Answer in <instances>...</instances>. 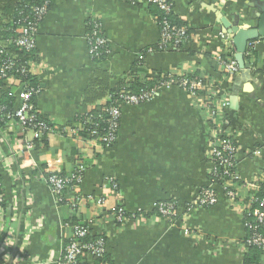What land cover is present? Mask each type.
<instances>
[{"label":"crops","instance_id":"crops-1","mask_svg":"<svg viewBox=\"0 0 264 264\" xmlns=\"http://www.w3.org/2000/svg\"><path fill=\"white\" fill-rule=\"evenodd\" d=\"M168 1L172 15L191 29L190 40L177 51L154 49L159 28L145 0L138 5L55 0L50 6L35 38L38 62L33 74L41 87L36 108L53 130L46 144L35 146L33 134L15 123L0 129V264H58L73 218L87 223L90 235L106 236L107 262L99 264H244V198L264 178V39L253 41L251 51L247 47L245 67L232 77L224 75L218 57L224 52V21L255 27L264 0ZM92 19L101 24L109 43L101 61L88 54L86 27ZM100 72L111 77L110 88L130 73L154 81L168 74L197 73L226 107L215 124L204 99L162 86L148 102L121 107L111 147L85 144L63 130L108 100L86 101L91 80ZM16 86L10 89L14 110L19 105ZM225 133L239 148L236 171L242 186L235 204L208 179L207 151ZM28 143L32 149L26 148ZM77 161L86 171L79 188L83 200L73 212L57 202L43 179L50 172H71ZM107 177L116 182V192L106 185ZM209 187L216 204L196 208L199 194ZM100 197L104 206L95 201ZM171 200L177 205L173 221L150 216L117 225L109 212L120 207L130 215L151 214L158 202ZM192 206L196 209L187 213ZM185 228L191 235H184ZM79 264L98 263L82 258Z\"/></svg>","mask_w":264,"mask_h":264},{"label":"built area","instance_id":"built-area-1","mask_svg":"<svg viewBox=\"0 0 264 264\" xmlns=\"http://www.w3.org/2000/svg\"><path fill=\"white\" fill-rule=\"evenodd\" d=\"M125 3L131 5H138L142 3L143 0H121ZM147 4H153L157 6L164 15H169L172 12V5L168 0H145ZM49 10L48 3H45L39 7H33L29 17H26L22 21V26L17 30L18 37L12 42L19 48L25 51H31L35 49V38L39 30V26ZM91 32L85 36L88 54L91 57L97 55L98 50L105 49L104 51L109 52V43L107 39L102 34L101 24L96 20L92 19L90 21ZM159 41L157 45L158 50H173L177 51L184 47L186 44L185 29H179L176 27H171L166 20L161 22V27L159 29ZM221 39L224 42L223 55L218 57V62L222 68L224 75L232 77L239 72V67L234 58L228 57L227 53L229 49L233 47L232 45V36L228 33L221 34ZM251 42L248 45L249 51L252 49ZM147 52H151L148 50ZM0 55H2V49L0 47ZM235 55V52H234ZM247 56H250L249 52H246ZM143 55L139 56L140 61L143 60ZM1 70L0 74L4 78L5 83H9L12 79L11 76H6L4 71L12 68L13 64L10 61H0ZM37 63L31 66V72L33 74L34 67ZM171 75H166L157 79L158 86L152 91L141 92L138 95L129 92H121L115 100L114 105L111 106L107 112L109 119L106 121L107 132L104 135H98L93 131L92 136L95 135L94 145L100 146V143H104L106 146H111L115 143L118 127L120 123L121 112L120 109L122 106H138L148 102L155 94L158 89L162 86H176L188 92V94L196 98L197 94L201 91L207 93L204 98L203 106L209 112L210 121L216 124V119H219L222 115L223 109L226 107V102L217 101L216 93L217 90L213 89L212 85H209L206 82H203L201 78L194 77L189 79L184 75H178L177 79L174 80L170 78ZM17 85L19 95V105L14 110L11 115H7L6 118L10 120L9 123H14L12 119L17 120V125L20 127L21 131H30L34 138L41 136L43 131H47V127L42 123H39L35 120L32 115L33 107L30 103L31 95L38 93L32 89H25L18 81H14V84L10 88H14V85ZM76 133V131H75ZM226 134V133H225ZM228 140L223 142H215L209 146L207 151V157L211 163V170L209 172L213 173L215 166L219 165L226 169L225 175L229 176L232 180H239L240 177L236 171V159L238 153V145H234L229 139L231 136L226 134ZM232 140L234 141L233 137ZM27 149H32V144H26ZM257 152H254V155ZM234 170V173H228L229 171ZM86 167L80 165L76 170L62 177L57 172L47 173L48 175L44 177V182L47 184L51 192L55 195L57 202L60 204V201H68L69 207L74 209L81 203L83 200L80 195V185L85 174ZM105 183L107 186L111 187L112 192L117 189V185L113 178H105ZM215 185V184H212ZM253 187V186H252ZM255 187V186H254ZM224 191L225 198L227 202L235 204L238 199L237 188H232V181L229 180L224 186H221ZM232 188V189H231ZM70 189L69 192L63 193L65 190ZM0 191H1V179H0ZM89 201L92 202V199L89 197ZM98 205L104 206L105 199L100 197L95 200ZM3 195L0 194V229L4 224V207H3ZM217 198L214 190L211 187L204 189L199 194L195 207L197 208H209L216 204ZM254 202H257L255 200ZM259 210L254 212L256 220L259 224L264 227V200L259 202ZM194 206L189 207L186 212H191L192 209H196ZM155 210L160 215L162 219L173 221L176 216L175 204L171 201H161L158 202L155 206ZM110 214L117 225L125 224L129 222V219L124 217L125 212L120 207H112L110 209ZM134 216V215H132ZM137 218H143L141 214ZM70 235L65 243L61 257L58 264H79V259H93L94 257H100L105 253V241L103 239H98L92 243H83L82 239L88 236L89 226L87 223L78 222L75 225H69ZM184 235H191V230L185 228L183 230ZM248 244L255 245L262 250H264V237L256 234L248 241Z\"/></svg>","mask_w":264,"mask_h":264},{"label":"trees","instance_id":"trees-1","mask_svg":"<svg viewBox=\"0 0 264 264\" xmlns=\"http://www.w3.org/2000/svg\"><path fill=\"white\" fill-rule=\"evenodd\" d=\"M55 0H0V47L2 49V55H0V61H10L13 66L11 69L4 71L6 76H11L12 79L7 84L5 83L4 78L0 74V129H5L10 120L6 118L7 115H11L14 112V98L10 93V87L14 84V81H18L25 89H32L33 91H37L38 93L31 95L30 103L33 107L32 115L35 120L39 123H42L47 127V131H43L41 136L34 139V145L36 146L39 143L46 144L47 135L52 132L53 127L50 122L40 115L36 108V98L41 93V87L34 75L31 72L32 64H36L38 62V56L36 50L25 51L19 47H17L12 41L18 37L17 30L22 26V21L30 16L31 9L33 7H39L48 3L49 8ZM148 7L153 10V18L158 25V28L161 27V22L166 20L171 27H176L179 29H185L186 40H190L191 38V29L187 26L186 23L180 22L176 19L172 12L169 15H164L160 9L153 5L148 4ZM91 24L88 22L86 27V35L91 32ZM102 29V27H101ZM103 34V33H102ZM157 50V46L154 48ZM105 49H100L97 52V55L92 58L94 61H101L106 58L108 52L104 51ZM234 48L229 49L227 56L234 58ZM141 66L140 64L137 67ZM0 70H1V62H0ZM139 71L142 70V67L138 68ZM171 75V74H170ZM184 76L189 79H193L194 77L201 76L197 73L194 74H184ZM161 77V76H160ZM159 77V78H160ZM178 76L171 75L170 78L176 80ZM103 72L95 75L93 80H91V84L89 86V92L87 94L86 101H92V104L98 100H101L108 96V100L100 105L92 106L86 113L79 115L75 119V126L67 127L66 129H62L63 133H69L73 136L74 139L79 140L83 143H94L95 135L93 137L92 133L98 135H104L107 132V124L106 121L109 119L107 110L114 105L115 100H117L119 94L121 92H129L135 95L140 94L141 92L152 91L158 86L157 81L152 80L146 75L142 74L140 76L136 74H131L127 80H120L119 84L110 88L108 85L109 79ZM161 79H163L161 77ZM204 82L203 78H201ZM207 93L201 91L197 94V99L206 97ZM15 124H17L16 119H12ZM76 131V133H75ZM234 145L236 141L232 140V137L229 138ZM234 139V138H233ZM228 140L226 135H222L217 142H223ZM112 146V145H111ZM106 146L104 143H100V147H111ZM81 161V160H79ZM77 161L74 165L73 170H76L80 165L85 166L83 163ZM86 167V166H85ZM71 171V172H72ZM226 169L222 166L216 165L213 173L208 175L209 182L211 184H215L216 186H224L227 181H232V188L238 189V197L240 196V188L242 186V182L239 180H232L229 176H226ZM59 173L60 176L64 177L67 174L71 173ZM228 173H234V170L229 171ZM46 174L44 177H46ZM264 176V173H263ZM261 177V176H259ZM264 178L259 179L256 183V190L249 191L246 193V197L244 198V207L246 208L242 213V222L245 226L246 237L241 242L243 247L244 264H264V250L261 248L248 244V241L252 238V236L258 234L264 237V227L259 224L256 220V216L254 212L259 210V202L264 200ZM116 183V182H115ZM231 188V189H232ZM70 189L65 190L63 193L69 192ZM204 190V189H203ZM202 190V191H203ZM117 189L114 191L116 192ZM2 195V190L0 191ZM257 200V202H254ZM175 204V208L177 209V205L174 201L171 200ZM61 205H69L68 201H60ZM4 207V202H3ZM75 209V208H74ZM74 209L73 212H74ZM141 214L143 218H149L150 216L161 218L157 211L154 209L151 214L146 213H137L134 216L125 213L124 217L129 219V222L136 220L137 216ZM162 219V218H161ZM77 221L73 218L69 220V225H75ZM98 239H103L106 242L105 235L92 236L88 234L87 237L82 239L83 243H92ZM67 242V241H66ZM82 259H79V262ZM93 260L95 263H103L107 262V257L105 253L100 257H94Z\"/></svg>","mask_w":264,"mask_h":264},{"label":"water","instance_id":"water-1","mask_svg":"<svg viewBox=\"0 0 264 264\" xmlns=\"http://www.w3.org/2000/svg\"><path fill=\"white\" fill-rule=\"evenodd\" d=\"M223 24L227 28L225 32L232 36V45L235 50L234 59L239 69H243L245 67L244 56L248 45L253 41L264 39V8L261 9V14L258 15V22L255 27L238 28L237 26L226 25L225 21Z\"/></svg>","mask_w":264,"mask_h":264}]
</instances>
